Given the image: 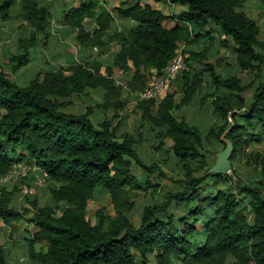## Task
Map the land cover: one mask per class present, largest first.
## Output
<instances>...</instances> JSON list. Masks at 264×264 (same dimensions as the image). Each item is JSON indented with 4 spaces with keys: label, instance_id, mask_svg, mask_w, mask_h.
Instances as JSON below:
<instances>
[{
    "label": "trees",
    "instance_id": "16d2710c",
    "mask_svg": "<svg viewBox=\"0 0 264 264\" xmlns=\"http://www.w3.org/2000/svg\"><path fill=\"white\" fill-rule=\"evenodd\" d=\"M149 1H123L110 12L99 0H79L61 10L59 22L74 32L80 60L55 71L38 70L24 86L8 79L0 66V181L21 163L34 166L50 184V205L40 206L35 197L26 199L28 208L21 211L13 207L16 188L0 187V220L10 234L26 215L35 228L22 237L32 264H264V153L247 156L260 168L261 179L251 184L229 174H209L204 155L205 140L222 143V134L233 147L230 163L248 144L262 141L264 31L244 10L247 0H156L182 7L175 15L163 14ZM16 4L29 34L17 41L13 71L27 66L30 49L47 43L54 16L37 0H1V23L12 22ZM114 15L133 24L118 31L112 26ZM166 21L174 25L165 27ZM215 32L221 38L217 42ZM213 41L218 48L232 47L238 69L252 75L249 84L217 72L223 63L220 57L210 62ZM113 43L119 49L109 65L82 58ZM181 44L187 69L167 85L176 86L180 103L176 91L158 101L139 99ZM114 68L129 75L123 85L117 84ZM87 91L100 93V102L83 112L70 110V98ZM202 91L213 117L204 134L176 114L197 105ZM124 94L135 96L137 127L156 138L154 147L171 142L182 169L178 178L156 162H142L135 139L139 133H118L120 123H113L130 103ZM96 109L113 116L94 121ZM134 167L144 176L135 175ZM154 176L173 186L159 203L144 205L135 223L130 216L134 193L157 192L150 180ZM97 188L98 194L109 195L114 215L98 210L92 225L86 211ZM53 206L63 207L58 215ZM0 264H8L2 246Z\"/></svg>",
    "mask_w": 264,
    "mask_h": 264
},
{
    "label": "rangeland",
    "instance_id": "374dc122",
    "mask_svg": "<svg viewBox=\"0 0 264 264\" xmlns=\"http://www.w3.org/2000/svg\"><path fill=\"white\" fill-rule=\"evenodd\" d=\"M78 1L79 0H39L40 4L50 6L51 10L53 11V22L51 28L48 30L49 37L45 45L38 43L36 45L37 47L29 50V62L27 66L16 71L11 69L12 65L10 60L14 54L20 53L17 41L20 38L28 37L29 29L18 16V5L16 4L11 9V15L13 16L12 22H0V66L8 79L16 82L18 85L24 86L28 83V80L32 77V75L38 70L50 69L55 71L59 67L66 66L72 61L80 60V57L77 53L78 47L75 43L74 32L65 29L60 25L59 22L61 10L77 5ZM123 1L127 3L132 2V0H99L101 7L110 12H112L113 8L120 5ZM148 3H150L152 7L160 10L165 15H175L183 9L182 7L170 5L168 3H160L156 0H150ZM243 6L246 13L257 20L261 30L264 31V0H247ZM114 16L115 20L112 23V26L118 31H124V29L126 30L127 27L133 24L128 20L127 22L121 20L116 15ZM173 25L174 24L171 21H166L164 23V26L168 28L172 27ZM214 35L216 42L218 39H221L218 33ZM215 41H213L212 46H209V50L211 51L210 54L212 56L210 62H214L215 59L219 57L222 59L223 64L216 68L217 72L224 76L227 73L236 76L240 79L242 85L249 84L251 82L252 75L248 72H242L238 69L234 60V55L232 53V47L218 48ZM197 48L194 46V49ZM118 49V44L113 43L104 49H94L82 56V58L90 57L100 61L106 66L111 64L112 57ZM185 49L186 48H184V45L181 44L180 51L183 56V51ZM113 71L117 84L123 85L124 81L129 78L128 74H122L117 68H114ZM175 88L176 86L174 84L169 85L162 91L159 99L167 94V92H177L178 90H175ZM250 92L252 93V90ZM177 93L179 95H176V102L180 103L181 95L180 92ZM251 93H246V97H249ZM124 96L130 103L123 111L119 113L118 117L113 123L114 125L120 123V130L118 133H139V135H136L135 139L138 141L140 140L136 146L138 156L142 162L144 164L156 162L163 172L169 177L173 179L178 178V176H180L179 174L182 172V169L181 167H178L176 160L173 157L170 149L171 142L165 141L161 148L156 149V147H154L157 143L156 138L151 133L144 131L142 127H137L140 113L135 110V96L128 97L127 94H124ZM196 97L197 98L195 100L199 102V106L197 104L189 108H179L176 114H183L186 116L188 120L193 122L194 125L200 127L201 132H203L202 134H204L209 124L213 122V117L210 109L207 107V105H204L205 103L202 101L204 99H201L203 97V91L200 92ZM139 99L142 98L139 96ZM200 100L202 102H200ZM70 101L72 105L70 110L75 112H83L87 106H94L100 102V93L87 91L85 94L72 96ZM94 111V121L101 119L102 117L110 119L113 116V112L102 113L97 109ZM261 132L263 135L262 141L260 143L248 144V146H246L245 149L241 151L240 155L231 162V170L228 174L240 178L244 184L255 183L261 179L260 168L256 166L252 160H247L248 154H255L257 152L264 153V131L261 130ZM204 146V155L206 161L208 162V166L212 167L216 159V154L222 151L224 146L215 139L205 140ZM133 171L134 174L140 178L144 176L143 172L138 167H134ZM150 180L157 192H154L153 188H150L148 191L137 190L134 193L135 207L131 211L130 216L133 218L135 223L138 222L139 214L144 205L159 203L166 189L173 186V184H171L168 179L155 178L154 176ZM156 184L160 185L155 187ZM0 187H6L8 190L16 188L13 207L20 211L22 207L28 208V204L25 202L26 199L33 200L36 197L39 200L40 206L51 204L47 191V188H50V184H48L47 180L41 176V172L35 169L31 164H17L8 176L1 179ZM99 190L100 188L95 190L94 194L96 197L94 196L95 198L88 203L86 211V217L88 220H90L92 225H95L98 221L96 217L98 210H102V213L105 216L112 217L114 215L109 195L102 196L101 194H98ZM53 207L55 215H58L60 213V208H63L62 206ZM29 217V215H26L20 223L13 225L14 228L11 234V228L7 225H4L0 220V246H2L6 252L8 264H32L27 257L26 244L24 241H22L23 236L35 230L34 226L28 223ZM43 249V247H40V250ZM178 264L192 263L189 262ZM226 264L233 263L227 261Z\"/></svg>",
    "mask_w": 264,
    "mask_h": 264
},
{
    "label": "built area",
    "instance_id": "2783aa9c",
    "mask_svg": "<svg viewBox=\"0 0 264 264\" xmlns=\"http://www.w3.org/2000/svg\"><path fill=\"white\" fill-rule=\"evenodd\" d=\"M186 69L185 58L181 51H178L166 66L163 74L159 78L152 81L148 90L144 94L140 95V97L142 99L158 100L160 94L167 87L169 82ZM42 176L45 177L44 175Z\"/></svg>",
    "mask_w": 264,
    "mask_h": 264
},
{
    "label": "water",
    "instance_id": "95a60500",
    "mask_svg": "<svg viewBox=\"0 0 264 264\" xmlns=\"http://www.w3.org/2000/svg\"><path fill=\"white\" fill-rule=\"evenodd\" d=\"M220 141L225 145L224 149L216 154L214 165L209 168L208 173L214 175H225L231 170L230 158L233 147L229 140L224 139V134L221 135Z\"/></svg>",
    "mask_w": 264,
    "mask_h": 264
},
{
    "label": "crops",
    "instance_id": "0c3cea01",
    "mask_svg": "<svg viewBox=\"0 0 264 264\" xmlns=\"http://www.w3.org/2000/svg\"><path fill=\"white\" fill-rule=\"evenodd\" d=\"M38 1V3H39V0H37ZM40 4V3H39ZM40 5H42V4H40ZM60 17V16H59ZM124 21H127V20H124ZM128 22V21H127Z\"/></svg>",
    "mask_w": 264,
    "mask_h": 264
}]
</instances>
